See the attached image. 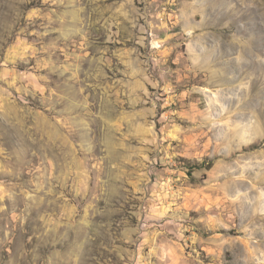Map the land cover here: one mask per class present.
I'll return each mask as SVG.
<instances>
[{
  "label": "rangeland",
  "instance_id": "374dc122",
  "mask_svg": "<svg viewBox=\"0 0 264 264\" xmlns=\"http://www.w3.org/2000/svg\"><path fill=\"white\" fill-rule=\"evenodd\" d=\"M0 264H264V0H0Z\"/></svg>",
  "mask_w": 264,
  "mask_h": 264
}]
</instances>
